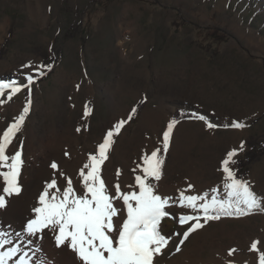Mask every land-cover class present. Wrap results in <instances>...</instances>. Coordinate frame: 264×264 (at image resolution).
I'll use <instances>...</instances> for the list:
<instances>
[{"label":"rangeland","instance_id":"obj_1","mask_svg":"<svg viewBox=\"0 0 264 264\" xmlns=\"http://www.w3.org/2000/svg\"><path fill=\"white\" fill-rule=\"evenodd\" d=\"M29 61L53 62L54 68L34 84L32 108L11 147L22 141L28 163L20 195L1 210L2 230L22 231L45 182L56 175L63 183L51 162L76 183L88 154L134 107L136 116L105 164L108 181L115 182L119 169L122 187L131 183V169L160 146L169 120L177 112H199L217 125L241 120L248 126L209 130L202 121L183 119L174 129L160 190L175 196L189 183L198 192L220 186L222 158L243 141L235 167L264 195V152L258 153L264 141V0H0V79L24 82L29 69L21 66ZM25 101L22 92L0 106V132ZM86 107L92 109L87 116ZM252 141L257 148L248 155ZM26 142L38 157L25 150ZM31 162L42 168L25 186ZM183 230L175 218L162 221L166 236ZM257 239L264 244L262 212L210 222L181 252L166 250L159 264H257L249 250ZM44 240L56 264L75 256L55 248L51 234ZM230 248L238 249L233 257L227 256Z\"/></svg>","mask_w":264,"mask_h":264},{"label":"snow or ice","instance_id":"obj_2","mask_svg":"<svg viewBox=\"0 0 264 264\" xmlns=\"http://www.w3.org/2000/svg\"><path fill=\"white\" fill-rule=\"evenodd\" d=\"M54 68L53 63L27 62L21 69H29L18 79H0V106L13 101L25 92L26 101L22 111L0 132V210L7 208L10 198L19 196V183L25 161L23 142L10 151L17 135L21 132L32 108L33 86L46 77ZM79 88V85H77ZM91 108L85 110L90 115ZM137 114L132 108L126 119L114 123L98 143L96 150L89 153L78 171L76 183L71 176L60 171V166L51 162L63 183L56 175L45 182L22 231L0 230V264H56L44 251L42 242L51 234L54 247L70 249L78 264H159L165 251L179 253L189 238L205 229L210 222L224 219H240L256 212L264 213V195L255 191L254 182L239 175L237 157L245 149L242 141L236 148L228 150L220 162V186L210 191H195L191 183L178 189V195H169L160 190L164 176L165 160L172 144L173 133L181 119L202 121L209 130L220 127L242 130L248 125L241 120L217 125L199 112L180 113L172 118L162 130L160 146L141 156V162L131 169L133 180L123 187L119 180L121 171L116 170L115 182L108 181L104 172L116 138ZM81 129L77 128L79 132ZM67 156L68 153L66 152ZM173 208L184 210L173 213ZM175 218L184 229L172 236L162 233V221ZM173 237L178 239L173 243ZM172 244V248L169 245ZM264 244L257 239L251 242L250 252L256 254L257 264H264ZM238 249L230 248L228 257ZM225 264H235L228 259ZM247 264V262H246Z\"/></svg>","mask_w":264,"mask_h":264},{"label":"bare ground","instance_id":"obj_3","mask_svg":"<svg viewBox=\"0 0 264 264\" xmlns=\"http://www.w3.org/2000/svg\"><path fill=\"white\" fill-rule=\"evenodd\" d=\"M25 150H28V151H31L32 153H34V155H36L37 157H38V155H37V153L38 152H36L37 150H36V148L32 145V143H29V142H26V145H25ZM15 149H11L10 148V151H14ZM35 159V158H34ZM40 160V159H39ZM26 162V161H25ZM26 163H28V162H26ZM26 163H25V165H26ZM29 165V167L28 168H26L27 169V171H26V169H25V174L26 175H24V171H23V179L21 180L22 181V183L23 184H25V186H29V185H32V184H34L35 183V180L37 179V176H38V174H39V172L41 171V168H42V164H41V166H38V163H36V162H31L30 164H28ZM22 173V172H21ZM3 178H2V176H0V180H2ZM23 186V185H22ZM1 225H2V212H1V210H0V230H2V227H1ZM4 230H5V228H4ZM46 237V236H45ZM44 241H46V240H44ZM47 242V241H46ZM47 244V243H46ZM46 244H44V245H46ZM44 248V247H43ZM46 248H47V250H48V247L46 246ZM45 249V248H44ZM49 252V251H48ZM50 254V253H49ZM74 254V253H73ZM75 255V254H74ZM63 256V255H62ZM51 257V256H50ZM67 258V257H66ZM65 261H66V259H65ZM77 262V259L75 258V256H73V257H69L68 258V260H67V264H73L74 262ZM65 263V264H66ZM77 264V263H76Z\"/></svg>","mask_w":264,"mask_h":264},{"label":"trees","instance_id":"obj_4","mask_svg":"<svg viewBox=\"0 0 264 264\" xmlns=\"http://www.w3.org/2000/svg\"><path fill=\"white\" fill-rule=\"evenodd\" d=\"M215 35L214 36H216V33H214ZM53 63V62H52ZM180 113H176L175 114V118H177V119H181L180 118V115H179ZM179 115V116H178ZM183 119H181V121H182ZM254 141H252L251 143H250V147H251V151H250V153H248V155H253V153L255 152V150H256V144L255 143H253ZM258 148H259V151H258V153H263L264 152V141L262 142V143H260L259 144V146H258ZM257 156V154L254 156V157H256Z\"/></svg>","mask_w":264,"mask_h":264}]
</instances>
